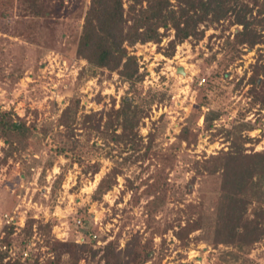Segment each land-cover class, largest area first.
<instances>
[{"label":"rangeland","instance_id":"rangeland-1","mask_svg":"<svg viewBox=\"0 0 264 264\" xmlns=\"http://www.w3.org/2000/svg\"><path fill=\"white\" fill-rule=\"evenodd\" d=\"M89 3L90 0H67L65 19H70L74 12L82 25ZM7 7L14 17L0 23L1 110H13L28 124L35 121L40 125L51 123L55 129L59 116L74 97L81 99L83 112L87 114L109 110L114 101L116 108L120 107L123 97L129 93L130 84L117 73L92 69L76 56V45L67 49L68 41L74 39L71 30L76 25L69 31L60 26L52 31L44 25L49 26L53 20L46 21L47 24L41 18L18 20L15 17L18 7ZM229 19L211 24V27L201 26L204 37L201 40L189 38L177 47L172 58L167 57V53H171L168 46L175 38L174 29L159 45L138 44L130 49L139 58L141 71L148 73L145 81L138 85L142 91L140 102L147 100L146 92L149 91L166 94L168 98L164 103H155L150 110L151 116L142 122L143 143L148 144L149 138L156 136L151 157L145 162L123 166L124 173L118 177V184L101 200L95 201L93 194L102 178L114 167L115 160L121 158L118 155L120 146L116 144L106 146L104 150L94 149L93 143L99 146L107 143L98 132L89 134L78 127L79 152L85 158L89 154V161L99 160L103 164L94 178L84 175L79 164L71 165L70 159L56 157L50 139L39 145L33 156H25L26 162L18 158L19 154L10 158L6 165L0 162V246L7 226L13 224L15 248L12 251L17 258L26 264H32L37 258L41 264H51L41 234H34L23 252V229L32 218L53 223V234L64 241L75 239L83 243L85 233L90 231L98 236L99 246L120 236V249H124L133 236L142 235L144 243L153 236L156 252L153 264H264V241L245 249L226 245L215 247L212 229L210 232L209 229L196 230L197 223L203 221L202 227H207L210 225L205 224H212L214 220L216 201L213 184L209 181L199 180L193 193L183 200L174 196L168 198L166 205L154 216L156 229L160 228L163 234L154 233V229L147 230V206L159 196L155 195L156 191L159 194L162 190L168 192L165 186L172 185L180 190V186L194 176V172L187 171L192 168V161H203L221 150H228L225 139L229 131L242 124H251L255 130L243 134L260 138L255 149L257 152L264 150V108L250 92L252 67L260 59L264 60V43L253 49L245 45L233 51L229 43L242 26L230 27L233 17ZM249 20L264 36L263 24H257V21H264V15L259 14L258 8ZM33 23H38L33 32L36 41L15 34L16 26L21 25L20 32L27 34L29 24ZM77 32L73 43L78 41L81 28ZM234 54H240V57L232 62ZM179 68H184L186 75L180 74ZM83 69L86 71L80 80ZM202 105L204 114L211 111L220 116L214 122L213 131L205 130L204 118L199 117ZM195 125L203 131L198 135V143L188 147L186 142H180L178 135L185 126ZM7 147L0 141V161L5 157ZM111 148H114L112 156L108 153ZM60 176L64 180L57 188L56 180ZM129 182L134 183V190L127 189ZM173 193L169 190V196ZM176 194L181 198L180 191ZM189 205H194L196 211L200 208L205 215L199 212L192 215ZM8 218L12 219L9 224ZM79 221L83 224L88 221L90 226L77 228ZM36 228L34 232H37ZM25 253L29 256L25 257ZM87 263L86 260L81 262ZM88 264H97V260Z\"/></svg>","mask_w":264,"mask_h":264},{"label":"trees","instance_id":"trees-1","mask_svg":"<svg viewBox=\"0 0 264 264\" xmlns=\"http://www.w3.org/2000/svg\"><path fill=\"white\" fill-rule=\"evenodd\" d=\"M66 2L67 0H0V23L14 17L11 9L7 7L11 5L18 7L15 15L18 20L41 18L46 24L48 23L46 21L53 20L49 26L44 25V28L49 27L52 31L56 26L69 31L76 25L71 30L74 35L71 38L74 39L68 41L67 49H71L74 44L76 56L86 61L92 69L117 73L130 84L129 93L123 97L119 108H116L114 101L109 110L104 109L91 114L83 112L81 99L74 97L59 116L55 129L51 123L40 125L35 121L28 124L25 118L17 116L13 110L0 109V141L8 146L5 157L0 162L6 165L10 158L16 157V154H19L18 158L22 162H26L25 156H33L34 150H37L46 139H50L51 150L56 157L64 156L70 159L71 165L79 164L84 175L94 178L100 173L103 164L99 160L89 161V154L85 158L79 152L81 141L77 139L78 127L89 134L98 132L105 137L107 143L103 146L93 143L94 149L104 150L106 146L116 144L120 146L118 155L121 159L115 160L114 167L100 181L92 197L95 201L101 200L114 189L118 184V177L124 173L123 166L145 162L151 157L156 136H151L149 143L145 145L140 134L142 122L151 116L150 110L155 103H164L168 98L166 94L158 95L149 91L146 92L147 100L143 99L140 102L142 91L138 85L145 81L148 73L141 71L139 58L130 49L138 44L159 45L170 30L174 29L175 38L168 46L171 53H167V57L172 58L177 47L189 38L196 37L201 40L204 37V31H200L201 26L211 27V24L229 21L230 17H233L230 27L242 26V30H237L234 39L229 43L233 51L245 45L253 49L256 45L264 43V36L255 30L254 23L249 20L255 8L259 9L260 15H264V0H90L83 14L82 25L74 12L70 19H65ZM250 3L253 4V8ZM259 22L264 26V21H257V24H260ZM37 25L38 23L29 24L30 30H27V34L20 32L23 28L21 25L16 26L15 34L36 41L33 32ZM80 28L78 41L73 43ZM54 37L53 34L52 40ZM239 57L240 54H236L231 61H237ZM85 71L83 69L80 80L83 79ZM252 71L250 92L252 95L255 94V100L264 108V60L260 59L252 67ZM228 76L226 73L227 78ZM131 92L134 95L131 96ZM148 96L151 98L148 99ZM203 107L204 105L200 108L199 117L204 118L205 130L213 131L214 122L219 120L220 116L211 111L204 114L201 111ZM192 127L185 126L178 135L180 142H186L188 147L198 143V135L203 131V128L197 125ZM253 130L255 129L251 124H242L229 131L225 139L229 144L228 150H221L217 155L203 161H192V168L187 171L194 172V176L182 184L180 190L175 189V185L167 187L164 184L168 192L162 190L159 194L156 191L155 195L159 196L147 206V230L154 229V233L163 234L160 228L156 229L154 216L166 205L168 198L174 196L183 200L193 193L199 180L203 183L209 181L213 184V197L216 201L214 220L209 218L213 221L212 224H205L210 225L207 227H202L203 221L197 223L196 230L209 229L210 232L212 229L210 233L212 245L215 247L226 245L245 249L262 243L264 150L257 152L255 149L260 138L253 139L243 134L245 131ZM113 151L114 148H111L108 153L112 156ZM62 176L56 180L59 186L57 188H60L64 180L61 179ZM127 189L134 190V183L129 182ZM169 190L174 192L170 196ZM177 191H180L181 198H177ZM195 208L194 205H189L192 215L198 212L205 215L200 208L199 211ZM82 225L83 228L90 226L88 221H84V224L82 222L77 228ZM35 226L38 227L37 232H34ZM54 226L51 222L45 223L43 220L36 221L30 218L23 229L25 235L22 241L23 252L34 234H41L44 238L43 245L48 248L51 264H81L83 260L88 263L97 260V264H153L155 260L153 236L145 243L142 241V235L133 236L125 248L120 249V236L105 246H99L98 240L94 238L95 234H90V231L85 233L83 243H78L75 239L64 241L53 234ZM14 232L15 225L7 226L1 246H6L9 251L0 250V264H26L22 259H13L10 256V251L15 248V241L12 239ZM32 264H41L40 258L33 259Z\"/></svg>","mask_w":264,"mask_h":264},{"label":"built area","instance_id":"built-area-1","mask_svg":"<svg viewBox=\"0 0 264 264\" xmlns=\"http://www.w3.org/2000/svg\"><path fill=\"white\" fill-rule=\"evenodd\" d=\"M11 221H12V219L8 218L7 223L9 224V223H11ZM78 224L81 225L82 224V221H79ZM97 237H98L97 235H94V238H97ZM0 250H2V251H9L6 246H0ZM10 256L13 259H18L17 256H16V254H15V252H13V251H10ZM28 256H29V254L28 253H25V257H28Z\"/></svg>","mask_w":264,"mask_h":264},{"label":"water","instance_id":"water-1","mask_svg":"<svg viewBox=\"0 0 264 264\" xmlns=\"http://www.w3.org/2000/svg\"><path fill=\"white\" fill-rule=\"evenodd\" d=\"M179 73L183 74V75H186V72H185L184 68H179Z\"/></svg>","mask_w":264,"mask_h":264}]
</instances>
